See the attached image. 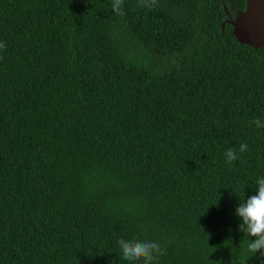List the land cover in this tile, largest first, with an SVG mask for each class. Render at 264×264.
<instances>
[{
  "label": "trees",
  "instance_id": "obj_1",
  "mask_svg": "<svg viewBox=\"0 0 264 264\" xmlns=\"http://www.w3.org/2000/svg\"><path fill=\"white\" fill-rule=\"evenodd\" d=\"M122 9L0 0V264H129L121 237L155 264H264L236 215L264 178V48L221 0Z\"/></svg>",
  "mask_w": 264,
  "mask_h": 264
},
{
  "label": "clouds",
  "instance_id": "obj_2",
  "mask_svg": "<svg viewBox=\"0 0 264 264\" xmlns=\"http://www.w3.org/2000/svg\"><path fill=\"white\" fill-rule=\"evenodd\" d=\"M124 0H111V10L117 15H123ZM157 0H138L139 7L152 9ZM4 45L0 44V48ZM251 123L256 128H264V122L255 119ZM247 144H241L239 151L241 153L247 150ZM226 163L232 164L238 157L235 149H229L224 153ZM258 192L251 197L241 199V203L236 208V215L242 220L239 230L244 233L245 238H249L248 250L252 253H260L264 256V178L256 181ZM255 238L254 240L252 238ZM120 248V258L129 264H155L160 255L164 254L161 245L158 242L149 240L125 239L121 237L117 241Z\"/></svg>",
  "mask_w": 264,
  "mask_h": 264
},
{
  "label": "water",
  "instance_id": "obj_3",
  "mask_svg": "<svg viewBox=\"0 0 264 264\" xmlns=\"http://www.w3.org/2000/svg\"><path fill=\"white\" fill-rule=\"evenodd\" d=\"M226 15L229 16L225 1L221 0ZM233 27V36L238 43L253 49L264 48V0H246L244 11H238L234 19L229 18L223 26Z\"/></svg>",
  "mask_w": 264,
  "mask_h": 264
}]
</instances>
